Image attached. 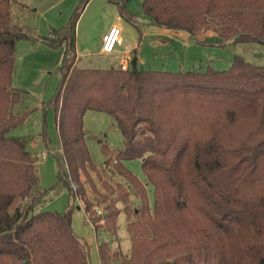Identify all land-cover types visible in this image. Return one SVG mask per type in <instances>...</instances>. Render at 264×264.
Segmentation results:
<instances>
[{
  "label": "trees",
  "instance_id": "1",
  "mask_svg": "<svg viewBox=\"0 0 264 264\" xmlns=\"http://www.w3.org/2000/svg\"><path fill=\"white\" fill-rule=\"evenodd\" d=\"M11 5L0 0V264H90L72 229V207L35 212L37 159L9 136L30 113L13 112L21 100L15 54L28 36L13 23ZM142 7L156 25L192 36L210 29L224 41L264 42V0H143ZM73 46L51 101L67 169L62 181L71 191L77 184L73 197L86 198V184L99 194L86 210L104 206L91 219H103L112 236L123 209L132 243L129 256L99 244L101 264H264V67L236 55L227 70L145 71L134 55L126 70L80 68ZM90 110L110 115L123 136L110 176L123 178L117 187L106 181L101 190L92 178L84 130ZM136 159L146 183L122 163ZM132 196L138 205L130 214Z\"/></svg>",
  "mask_w": 264,
  "mask_h": 264
},
{
  "label": "rangeland",
  "instance_id": "2",
  "mask_svg": "<svg viewBox=\"0 0 264 264\" xmlns=\"http://www.w3.org/2000/svg\"><path fill=\"white\" fill-rule=\"evenodd\" d=\"M142 2L12 0L11 5L13 23L20 26L28 36L18 42L15 54L13 87L21 91V100L13 112L19 115L27 111L30 113L20 125L11 130L9 136L24 142L37 159L40 180L38 189L42 196L35 206V212L65 213L72 207V229L83 240L80 241L88 252L90 264H101L98 252L101 243H108L113 250H121L126 256L131 253L132 243L122 203L118 204L122 211L117 219V235L112 236L102 227L103 219H96L94 223L91 219L93 216L102 217L98 211L103 213L104 206L95 211L93 208L86 210V204L99 199V194L86 184V198L73 197L71 193L77 189V184L70 185L73 189L71 191L62 181L67 169L60 152L61 138L51 101L64 79L62 66L66 53L71 52V40L75 43V51H72L78 56L76 64L80 68L120 67L124 54L130 58L137 55V67L145 71H205L209 67L227 70L236 55L264 67L263 41H224L210 29L192 36L183 30L159 26L143 12ZM76 14L80 18L72 35L70 28ZM112 26H119L125 36V46L118 57L101 52L102 36ZM60 37L67 40L61 43ZM84 130L97 169V172L91 173L94 182L101 190V185L106 181L117 187L123 178L119 175L110 176L116 161L115 153L124 147V142L115 121L106 112L90 110L84 116ZM109 158L113 160L110 166L105 163ZM122 163L146 183L141 159ZM82 181H86L85 175H82ZM147 191L150 204L153 205L152 184L147 185ZM137 205L136 197L132 196L130 214Z\"/></svg>",
  "mask_w": 264,
  "mask_h": 264
},
{
  "label": "built area",
  "instance_id": "3",
  "mask_svg": "<svg viewBox=\"0 0 264 264\" xmlns=\"http://www.w3.org/2000/svg\"><path fill=\"white\" fill-rule=\"evenodd\" d=\"M125 39L122 33V29L119 26H112L102 37V47L101 52L106 55L121 54L118 48L123 46ZM129 67V58L126 54L121 60V68L123 70L128 69ZM45 156V153L43 154ZM100 215H103L101 211H98Z\"/></svg>",
  "mask_w": 264,
  "mask_h": 264
},
{
  "label": "crops",
  "instance_id": "4",
  "mask_svg": "<svg viewBox=\"0 0 264 264\" xmlns=\"http://www.w3.org/2000/svg\"><path fill=\"white\" fill-rule=\"evenodd\" d=\"M110 28H111V27H110ZM105 33H106V32H105ZM105 33H104V34H105ZM104 34H103V35H104ZM123 36H124V35H123ZM102 37H103V36H102ZM124 39H125V36H124ZM123 46H125V43H124ZM123 46H121V47L118 48L119 52H121V49H122ZM112 56H117V57H118L117 54H112ZM77 57H78V56H77ZM128 58L130 59V57H128ZM76 60H77V59H76ZM76 62H77V61H76ZM86 143H87V141H86ZM60 152H61V148H60ZM81 215L83 216L84 214L81 212ZM78 239H79V240H82L81 238H78ZM82 241H83V240H82Z\"/></svg>",
  "mask_w": 264,
  "mask_h": 264
}]
</instances>
